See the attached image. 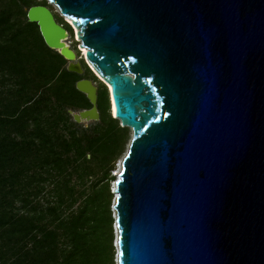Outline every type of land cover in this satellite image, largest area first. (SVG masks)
I'll list each match as a JSON object with an SVG mask.
<instances>
[{
	"label": "water",
	"instance_id": "1",
	"mask_svg": "<svg viewBox=\"0 0 264 264\" xmlns=\"http://www.w3.org/2000/svg\"><path fill=\"white\" fill-rule=\"evenodd\" d=\"M38 1L78 30L132 133L112 190L116 264H264V0ZM26 12L83 75L53 11ZM76 88L92 108L73 120L98 122L96 82Z\"/></svg>",
	"mask_w": 264,
	"mask_h": 264
},
{
	"label": "trees",
	"instance_id": "2",
	"mask_svg": "<svg viewBox=\"0 0 264 264\" xmlns=\"http://www.w3.org/2000/svg\"><path fill=\"white\" fill-rule=\"evenodd\" d=\"M45 1L0 0V264H114L111 172L129 132L98 87L100 120L26 10ZM58 24L71 32L61 18Z\"/></svg>",
	"mask_w": 264,
	"mask_h": 264
},
{
	"label": "rangeland",
	"instance_id": "3",
	"mask_svg": "<svg viewBox=\"0 0 264 264\" xmlns=\"http://www.w3.org/2000/svg\"><path fill=\"white\" fill-rule=\"evenodd\" d=\"M49 8H50V10H52L53 11V13H54V16H58L59 17V15L57 14V13H55V11H54V9L52 8V7H50L49 6ZM59 18H61V17H59ZM62 19V18H61ZM63 20V19H62ZM64 21V20H63ZM63 26V25H62ZM71 28V27H70ZM68 33H69V38H68V43L70 44V47H71V49L76 53V55H77V61H79V62H81V64H82V67H83V69H84V74L82 75V76H85V68H84V65H85V63H84V61H83V59L81 60V58H80V56H81V53H79L78 52V43L76 42V32H73L72 31V29H71V32L70 31H68ZM86 67H87V65H85ZM89 69V68H88ZM92 73V72H91ZM92 75H93V77L95 78V76H94V74L92 73ZM86 79V78H85ZM96 79V78H95ZM89 80V79H88ZM96 84H97V87H99V85L100 84H103L102 82H99L97 79H96ZM104 85V84H103ZM105 86V85H104ZM106 87V86H105ZM97 122H95V121H91V122H88V123H84V124H80V125H84V127L85 128H87L88 126H94L95 124H96ZM120 126H121V124H120ZM122 127V126H121ZM123 128V127H122ZM128 132H129V140H128V143L126 144V146H125V150H124V152H123V154L121 155V157L116 161V163H115V170L117 171V169H118V165H119V163L121 162V160L123 159V157H124V155H125V153H126V151H127V149H128V145H129V143H130V141H131V137H132V133H131V130H129L128 129ZM116 171H112L111 172V176L112 177H114L115 178V172ZM116 179V178H115ZM113 185H114V182H111L110 183V193L112 194V190H113ZM113 195V194H112ZM113 201H114V195H113V198H112V205H113ZM111 211H112V209H111ZM113 215H114V213L112 212V217H113ZM114 219V218H113ZM116 239H117V236H116V230L114 229V225H113V248H114V251H115V256H114V264H116V248H115V244H116Z\"/></svg>",
	"mask_w": 264,
	"mask_h": 264
},
{
	"label": "bare ground",
	"instance_id": "4",
	"mask_svg": "<svg viewBox=\"0 0 264 264\" xmlns=\"http://www.w3.org/2000/svg\"><path fill=\"white\" fill-rule=\"evenodd\" d=\"M69 24H72L70 21H67ZM76 33V41L77 42H80V39H79V37H78V30L77 29H75L74 30ZM68 41V37H67V35L66 36H64V39L61 41V46H62V49L63 50H70L71 48H70V44L67 42ZM81 54H83V58H84V56H85V53H86V50H84V49H82L81 48V52H80ZM89 64V63H88ZM89 66H90V68L94 71V69H93V67L89 64ZM95 72V71H94ZM96 75L99 77V75L96 73ZM101 79V78H100ZM111 114H113L112 112H111ZM121 169V162L119 163V165H118V169H117V171L115 172V175H117L118 174V172H119V170ZM118 234H117V232H116V236H117Z\"/></svg>",
	"mask_w": 264,
	"mask_h": 264
}]
</instances>
